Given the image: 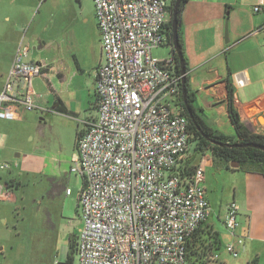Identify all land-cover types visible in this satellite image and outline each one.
Returning a JSON list of instances; mask_svg holds the SVG:
<instances>
[{"label":"built area","instance_id":"built-area-1","mask_svg":"<svg viewBox=\"0 0 264 264\" xmlns=\"http://www.w3.org/2000/svg\"><path fill=\"white\" fill-rule=\"evenodd\" d=\"M92 2L103 56L95 74L97 118L76 138L69 168L83 179L78 264H188V240L210 214L203 186L207 158L188 162V121L179 105L183 76L172 56L152 55L167 43L168 3ZM263 7L257 0L253 12ZM28 55L29 47L19 45L0 92V119L35 108L31 81L42 67L29 63ZM4 197L0 185V201ZM238 212L232 201L222 222L233 238L225 250L234 258L244 247Z\"/></svg>","mask_w":264,"mask_h":264},{"label":"crops","instance_id":"crops-1","mask_svg":"<svg viewBox=\"0 0 264 264\" xmlns=\"http://www.w3.org/2000/svg\"><path fill=\"white\" fill-rule=\"evenodd\" d=\"M256 3L257 0H187L182 10L181 40L188 66L189 87L196 97L194 106L205 123L213 129L220 133H223L222 128L232 129L233 134L223 133L228 136L235 134L228 117V84L233 89V107L241 121L249 130L252 127L253 133L264 134V7L253 12ZM33 8L34 0H0V66L6 70L0 75V92L4 88L19 45L29 47V63L42 67L41 75L34 77L31 85L35 78L47 80L49 73L63 78L53 64L47 65L30 57L31 48L35 50L34 42L37 38L33 35L25 41L32 25L30 23L25 27V16L26 13L30 16ZM43 45L42 47L41 43L38 44L39 52L48 44ZM84 52V58L86 56L88 61L78 65V80L69 88L76 100H63L57 92L52 91L48 83L55 99L51 108L44 104V100H40L41 94H36L32 87L35 108H17L14 119H0L4 126L18 123L24 115L31 113L28 111L39 109L51 120H65L72 126L75 137L70 149L65 148L58 158L57 155L45 156L41 151L13 155V150L17 149L15 143H8L0 135V164L7 162L11 165L7 170L0 169V185L5 194L0 202L10 205L16 202L13 191L19 184L16 178L19 173L16 172L17 169L30 173L46 172V176L60 190L68 188L65 185L75 154L76 138L86 129L88 123L97 118L95 74L103 56L96 20L93 30L84 37ZM240 79H244L241 85ZM32 114L37 116L34 112ZM52 128L50 125V129ZM208 166H214L209 159L204 169V180ZM233 172L240 173L237 174L238 184L233 195L234 202L239 207L237 234L244 238V247L240 249L239 256H247L246 259L252 260V264H264V174L243 170ZM72 194V190L68 195L65 192L67 196ZM3 209L4 206L1 205L0 213ZM212 214L210 204V214L205 222L213 229L210 222ZM226 233V242L233 241L227 231ZM220 262L225 264L222 260Z\"/></svg>","mask_w":264,"mask_h":264},{"label":"rangeland","instance_id":"rangeland-1","mask_svg":"<svg viewBox=\"0 0 264 264\" xmlns=\"http://www.w3.org/2000/svg\"><path fill=\"white\" fill-rule=\"evenodd\" d=\"M166 2L169 4L170 0ZM34 6L32 14L29 16L26 13L25 16V27L32 23L25 41L33 35L37 38L30 57L47 65L53 64L63 76L60 79L55 73H49L47 80L35 78L32 82L35 93L41 94L40 100L51 108L55 99L50 88L63 100H76L69 88L78 80V65H83L87 60L86 56L84 58V37L93 30L94 7L92 0H34ZM39 43L42 47L43 43L48 45L39 52ZM152 55L162 60L168 59L171 57V47L165 43L152 49ZM5 72L4 67L0 66V75ZM40 108L44 109L42 106ZM28 112L31 113L24 115L18 123L5 126L0 123V135L17 147L13 155L41 151L45 156L57 155L59 158L65 148L70 149L75 139L70 124L59 118L51 120L39 109ZM249 128L254 132L252 127ZM222 132L233 134V130L227 128H222ZM202 157L211 160L210 153ZM16 172H19L16 176L19 184L13 191L16 202L12 205L0 202V206H4L0 213V264H64L70 241L82 225L78 193L83 179L70 173L65 186L73 194L67 196L65 189L60 190L46 176V172L30 173L18 169ZM237 174L240 173L215 165L206 168L203 185L213 210L210 222L214 230H211L218 232L221 248L216 253L202 256L200 260L204 264H220L221 260L225 264H252V260L246 259L247 256L233 258L225 250L228 236L222 223L223 215L226 206L235 200ZM205 225L204 230H208V222ZM73 264H78L76 254Z\"/></svg>","mask_w":264,"mask_h":264},{"label":"trees","instance_id":"trees-1","mask_svg":"<svg viewBox=\"0 0 264 264\" xmlns=\"http://www.w3.org/2000/svg\"><path fill=\"white\" fill-rule=\"evenodd\" d=\"M175 0H170L167 5V21L164 26V35L167 43L171 45L172 40V11ZM187 0H181L177 9V37L181 54L184 59L186 75L184 79V90L186 96V106L181 99L179 105L182 114L188 121V131L190 134L189 142L191 144V157L188 162L191 164L198 163L200 158L207 153L211 155L213 164L220 168H226L231 171L243 170L253 171L264 174V150L249 146H241L243 144L254 143L264 147V134L251 132L241 121L239 114L233 107V89L227 85V106L229 121L234 129L235 134L228 136L218 132L205 123L197 109L194 106L195 92L191 90L188 83V66L184 58L183 44L181 40V15L184 4ZM171 56L175 62L177 72H180V64L177 55L171 47ZM191 114V117L189 113ZM237 162V168H231L230 163ZM205 223L199 225L195 232L191 235L187 243V260L188 264H204L200 258L206 253H216L221 248V242L216 231L204 230ZM203 235L205 237L203 238ZM77 235L70 241L69 253L64 264H73L76 254ZM207 249V250H206ZM202 253V254H201ZM223 264L222 262H219Z\"/></svg>","mask_w":264,"mask_h":264},{"label":"water","instance_id":"water-1","mask_svg":"<svg viewBox=\"0 0 264 264\" xmlns=\"http://www.w3.org/2000/svg\"><path fill=\"white\" fill-rule=\"evenodd\" d=\"M180 2H181V0H175L174 5H173L172 23H171V28H172V40H171V43H172V47H173V49H174V51H175V53L177 55V58H178V61H179V64H180V72H181L182 76H185L186 75V71H185L184 59H183V56H182L181 51H180V47H179V44H178V37H177V19H176V14H177V9L179 7ZM185 95L186 94H185V90H184V79L182 77V101H183L184 105L186 106V96ZM188 113H189V115L191 117L190 112H188ZM241 146H243V147L249 146V147H253V148H258V149L264 150L263 146L258 145V144H254V143L243 144ZM238 166H239V164L237 162L230 163V167L231 168H237Z\"/></svg>","mask_w":264,"mask_h":264}]
</instances>
